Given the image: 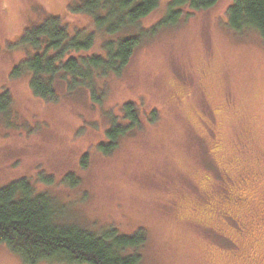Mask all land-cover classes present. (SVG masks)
<instances>
[{"label":"rangeland","instance_id":"374dc122","mask_svg":"<svg viewBox=\"0 0 264 264\" xmlns=\"http://www.w3.org/2000/svg\"><path fill=\"white\" fill-rule=\"evenodd\" d=\"M76 1L0 0V91H9L16 113L0 120V188L27 178L64 206V223L122 236L142 229L143 264H264L259 34L228 28L234 0L192 13L182 7L178 24L160 29L120 76L100 83V104L87 91L67 93L59 80L57 100L43 101L32 94L29 74L10 76L27 55L18 40L51 15L73 33L95 31L89 16L69 11ZM171 1L160 0L140 27L155 26ZM95 34L89 54L100 53L107 38ZM125 103L136 104L140 129L103 155L98 145ZM69 173L79 179L74 189L61 181ZM0 264L25 263L0 246Z\"/></svg>","mask_w":264,"mask_h":264},{"label":"trees","instance_id":"16d2710c","mask_svg":"<svg viewBox=\"0 0 264 264\" xmlns=\"http://www.w3.org/2000/svg\"><path fill=\"white\" fill-rule=\"evenodd\" d=\"M219 0H172L167 14L152 28L142 29L140 22L154 12L160 0H77L71 13L92 19L95 31L69 30L57 16H48L25 29L18 44L27 51L26 58L11 71V78L29 74L32 94L55 102L57 80L66 84L69 94L84 90L93 104H100L105 88L100 85L110 76H120L135 51L162 28L178 24L185 7L188 12L212 8ZM186 13V16L191 15ZM226 25L237 33L257 32L264 44V0H234L226 13ZM95 32L106 38L100 53H90ZM13 99L7 89L0 91V120L15 117ZM156 112H152L154 123ZM136 104L121 107V119H112L105 132L106 144H99L103 155L113 152L119 141L139 130ZM88 156L80 159L85 167ZM39 180L50 186V178ZM74 189L79 184L75 174L61 180ZM62 204L46 192H38L27 178H20L0 188V246L6 247L25 264H143L146 235L142 229L131 236L119 235L116 229L97 232L77 224L64 223ZM64 215V216H63Z\"/></svg>","mask_w":264,"mask_h":264}]
</instances>
